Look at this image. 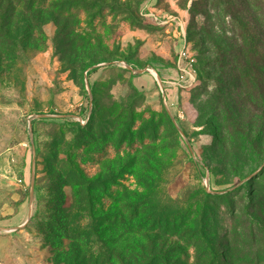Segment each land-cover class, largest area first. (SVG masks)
Masks as SVG:
<instances>
[{
	"label": "rangeland",
	"instance_id": "1",
	"mask_svg": "<svg viewBox=\"0 0 264 264\" xmlns=\"http://www.w3.org/2000/svg\"><path fill=\"white\" fill-rule=\"evenodd\" d=\"M210 261L264 264V0H0V264Z\"/></svg>",
	"mask_w": 264,
	"mask_h": 264
},
{
	"label": "built area",
	"instance_id": "2",
	"mask_svg": "<svg viewBox=\"0 0 264 264\" xmlns=\"http://www.w3.org/2000/svg\"><path fill=\"white\" fill-rule=\"evenodd\" d=\"M151 16L155 19V21L159 22L158 17L154 15H151ZM179 26H180V29L178 30L179 38L183 41L184 44H186L187 42L186 30L182 24ZM192 67H193V63L189 62L188 54H187L186 48L184 47L179 52L178 68H179V71L181 72L182 83H187L190 86H193L196 81L195 74H193L191 70ZM175 85H178V84H175Z\"/></svg>",
	"mask_w": 264,
	"mask_h": 264
},
{
	"label": "trees",
	"instance_id": "3",
	"mask_svg": "<svg viewBox=\"0 0 264 264\" xmlns=\"http://www.w3.org/2000/svg\"><path fill=\"white\" fill-rule=\"evenodd\" d=\"M94 71H96V70H94ZM159 76L160 77H162L160 74H159ZM162 79V78H161ZM162 82H163V84H164V86H166V84H167V82L165 81V80H163L162 79ZM167 116V118L169 119V122L170 123H172V119L168 116V115H166ZM145 129H146V127H143L142 129H141V131H140V136H139V139L138 140H140V141H144L145 139H146V131H145ZM130 140H129V142L127 143V144H132L134 141H135V138H134V136L133 135H130ZM122 142H124V140H122ZM122 142H121V144H122ZM78 152H80V150L78 151ZM194 161V160H193ZM83 175L82 174H80L78 171H75L73 174H71L69 177L70 178H79V177H82ZM245 187V189H249L250 188V186L249 185H245L244 186ZM226 202L228 203V206H227V212L229 213L230 211H232V204H229V202H230V200H226ZM216 262V261H215ZM209 264H219V263H213V262H209Z\"/></svg>",
	"mask_w": 264,
	"mask_h": 264
},
{
	"label": "water",
	"instance_id": "4",
	"mask_svg": "<svg viewBox=\"0 0 264 264\" xmlns=\"http://www.w3.org/2000/svg\"><path fill=\"white\" fill-rule=\"evenodd\" d=\"M157 82L159 84V87L161 88V91L163 92V86H162L163 82L161 81V79L159 77L157 78ZM27 223L23 227H25L27 225Z\"/></svg>",
	"mask_w": 264,
	"mask_h": 264
},
{
	"label": "bare ground",
	"instance_id": "5",
	"mask_svg": "<svg viewBox=\"0 0 264 264\" xmlns=\"http://www.w3.org/2000/svg\"><path fill=\"white\" fill-rule=\"evenodd\" d=\"M151 74L155 77V79L157 80V78L159 77L158 73L156 71H151Z\"/></svg>",
	"mask_w": 264,
	"mask_h": 264
}]
</instances>
